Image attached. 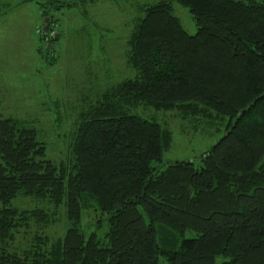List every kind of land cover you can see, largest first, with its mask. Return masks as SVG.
Listing matches in <instances>:
<instances>
[{
	"label": "trees",
	"instance_id": "obj_1",
	"mask_svg": "<svg viewBox=\"0 0 264 264\" xmlns=\"http://www.w3.org/2000/svg\"><path fill=\"white\" fill-rule=\"evenodd\" d=\"M30 1L50 17V49L54 13L77 0ZM176 1L196 31L174 0L143 4L135 73L81 109L66 158L48 156L32 120L0 116V264H264V0ZM140 105L221 135L197 158L165 159L173 132Z\"/></svg>",
	"mask_w": 264,
	"mask_h": 264
},
{
	"label": "rangeland",
	"instance_id": "obj_2",
	"mask_svg": "<svg viewBox=\"0 0 264 264\" xmlns=\"http://www.w3.org/2000/svg\"><path fill=\"white\" fill-rule=\"evenodd\" d=\"M24 1L0 0V116L35 122L48 144V156L59 162L67 156L81 109L106 88L134 75L128 62L129 36L141 6L153 0H77V5L54 13L60 38L50 49L40 37L44 17L38 4ZM174 12L188 31H196L187 6L174 0ZM138 110L172 130L165 159L197 158L221 135L215 123L184 117L175 108L140 105ZM16 204L23 209L37 202L19 198ZM57 211L58 225L49 229H61L64 209ZM83 214L85 222L94 212L86 207Z\"/></svg>",
	"mask_w": 264,
	"mask_h": 264
},
{
	"label": "water",
	"instance_id": "obj_3",
	"mask_svg": "<svg viewBox=\"0 0 264 264\" xmlns=\"http://www.w3.org/2000/svg\"><path fill=\"white\" fill-rule=\"evenodd\" d=\"M49 16H46L44 18V23H43V30L45 32V34H47V30H48V22H49ZM204 152H208V150L204 151ZM204 154V153H203Z\"/></svg>",
	"mask_w": 264,
	"mask_h": 264
}]
</instances>
